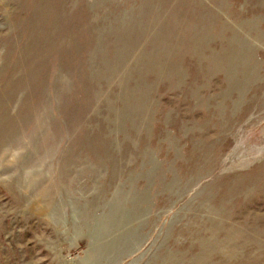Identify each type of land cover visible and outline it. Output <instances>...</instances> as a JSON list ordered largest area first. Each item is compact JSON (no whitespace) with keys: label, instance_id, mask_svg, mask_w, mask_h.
<instances>
[{"label":"rangeland","instance_id":"rangeland-1","mask_svg":"<svg viewBox=\"0 0 264 264\" xmlns=\"http://www.w3.org/2000/svg\"><path fill=\"white\" fill-rule=\"evenodd\" d=\"M0 264H264V0H0Z\"/></svg>","mask_w":264,"mask_h":264}]
</instances>
